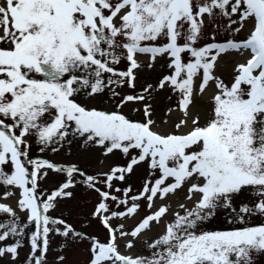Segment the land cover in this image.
Masks as SVG:
<instances>
[{"label": "snow or ice", "instance_id": "6c2138e0", "mask_svg": "<svg viewBox=\"0 0 264 264\" xmlns=\"http://www.w3.org/2000/svg\"><path fill=\"white\" fill-rule=\"evenodd\" d=\"M219 17L229 38L213 33L201 43L206 21ZM233 54L245 59L226 82L216 69ZM158 66L169 71L122 94ZM209 88L201 122L193 108ZM162 91L176 97L166 115L181 114L165 131L153 119ZM104 96L111 110L85 102ZM129 103L140 118L121 111ZM72 140L125 163L89 174L30 156L33 141L56 153ZM141 165L137 193L116 186ZM49 170L64 177L50 193L39 186ZM77 184L98 195L91 216L103 239L50 215ZM0 189V200L16 198V208L0 203V260L11 264H47L52 236L87 241L88 264H255L264 254V223H251L264 218V0H0ZM181 189L192 206L180 203L165 220V201ZM142 207L148 214L131 229L114 223ZM217 216L233 227L207 230ZM161 223L163 231L143 241L144 254L120 251V241L131 250Z\"/></svg>", "mask_w": 264, "mask_h": 264}, {"label": "rangeland", "instance_id": "374dc122", "mask_svg": "<svg viewBox=\"0 0 264 264\" xmlns=\"http://www.w3.org/2000/svg\"><path fill=\"white\" fill-rule=\"evenodd\" d=\"M226 24V20L222 17L216 18L214 21H206V26L203 32V39L201 43L209 42V37L215 33L217 41H224L229 38L228 32L224 29V25ZM216 25H221L220 28H216ZM248 29L247 26L244 30H242L237 36V39H243L247 36ZM240 55L233 54L231 56H225L220 64L217 67V74L222 75V77L227 82L229 77V68L234 63H239L243 61H239ZM237 61V62H236ZM234 66V65H233ZM169 70L166 66H158L152 71L147 69L143 70L139 73V79L137 81V87L135 90L128 89L125 87L122 90V94H135L138 92L143 85L146 83H151L156 80V77L159 76L162 72L167 73ZM213 94V93H212ZM211 94V95H212ZM210 95V97H211ZM156 99L153 101L155 111L153 114V119L157 121V124L160 125L158 130L165 131L168 130L170 125L173 122L178 121L181 118V114L179 112H172L170 115H166L167 109L169 107H173L176 105V97L171 94V92L162 91L160 93L155 94ZM171 96V99H169ZM210 97L205 99V105L209 107V99ZM88 103V106L98 107L103 110H111L113 108V101L108 97L104 96L103 98L97 97L95 100L85 101ZM139 107V105L129 103L124 106L121 111L128 115L129 118L135 120L140 118L141 113L133 111L134 108ZM167 119L168 124H164L163 121ZM203 122V116L202 121ZM31 140V138H29ZM30 156L32 158H43L53 162H56L61 165H70L77 164L82 170H85L89 174H98L108 170L111 165L114 164H123L125 163L124 158L121 154H117L115 156H111L108 158L102 157L100 155V150L98 148H85L82 146V140H72L71 143H65L62 148L56 153L51 152L50 150H45L44 152L39 151V146L33 141L32 147L30 151ZM102 161V162H101ZM108 161L106 164H104ZM146 177V169L143 165L138 166V168L134 171L132 175H130L124 183L116 182L117 187L126 188L131 185L133 193H137L143 184V181ZM64 179L63 175L48 171V175L39 182V186L41 191H45L50 193L53 189H55L60 182ZM103 179V177H101ZM103 189V185H99ZM2 191V189H0ZM68 191L72 192V196L70 198H65L63 200H59L56 208L50 213L53 217H62L68 222L72 223L77 227L78 230L84 231L88 235H96L100 236L101 239L104 237V230L99 225L98 221L92 219V212L94 211V206L98 201V195L84 187L81 184H77L74 188L68 189ZM182 192V194L186 195V190L181 189L178 190ZM1 195V194H0ZM15 198V196L13 197ZM8 199L0 200V203L9 204L11 207L13 205L7 201ZM171 205L170 212L168 216L165 217V220L172 219V211L180 210L178 205L180 203L186 204V202H180L179 204H175L177 202L176 199H172L169 197L167 201H165ZM142 205H146V202L142 201ZM161 201H156V206H159ZM186 204L188 207H191L193 202L189 201ZM16 204V198H15ZM16 208V207H13ZM148 214L146 207H142L139 210L138 215H136L132 219H126L124 221H114V223H124L128 229H131L134 224ZM17 215L21 217V220L24 219V214L17 212ZM251 223L253 225L264 223V218H252ZM239 227L240 225H235ZM164 225L161 226L159 232L154 236H145L140 239V246L136 249L135 252L126 253L129 250H125L123 245V241H121V250L124 251L123 254L136 256L139 254H144L146 252V247L143 244L144 240H151L156 237L163 231ZM233 225L226 223L225 218L223 216H217L214 221L208 226L207 230H222L231 228ZM66 243V247L61 250V245ZM88 242L87 241H67L58 236H52L50 238V247L47 253V264H88L90 259L89 251H88ZM29 249L27 247H23L20 250V262H23L26 254ZM59 256H64L65 259L62 262L58 261ZM0 264H11L10 257H4L0 260ZM255 264H264V254H261L257 259Z\"/></svg>", "mask_w": 264, "mask_h": 264}, {"label": "bare ground", "instance_id": "6f19581e", "mask_svg": "<svg viewBox=\"0 0 264 264\" xmlns=\"http://www.w3.org/2000/svg\"><path fill=\"white\" fill-rule=\"evenodd\" d=\"M243 59H244V57H240L239 58V61H243ZM237 62V61H236ZM235 63V62H234ZM232 64L231 66H230V68H229V70H228V72L229 73H231V71H232V68H233V65H235V64ZM217 71V70H216ZM213 93V89L212 88H209L207 91H206V93L204 94V96L203 97H197L196 98V104H197V107H195V108H193V111L194 112H196V111H199L200 113H201V115L203 116V112H204V110L207 108V106L205 105V99L206 98H208V97H210V95ZM108 161H106L104 164H106ZM2 192H3V189H2V191H0V194L2 195ZM171 197V200L172 199H176L177 200V202H175V204H179L180 202H186V200H185V195L184 194H182V192H177L175 195H172V196H170ZM8 202H10L12 205H13V207H16V204H15V198H13V197H11V198H8V200H7ZM187 202H189V201H187ZM186 202V204H188ZM163 225V223H161L159 226H157V225H155V224H153V226H152V230L151 231H149V232H146L144 235H142L141 237H140V239H142V238H144L145 236H154V235H156L158 232H159V230L161 229V226ZM140 239L139 240H137L136 242H135V247L133 248V249H131V250H129L128 252H126V253H128V254H130L129 252H135L136 251V249L140 246ZM121 242V241H120ZM120 251L122 252V253H124V251H122L121 249H120Z\"/></svg>", "mask_w": 264, "mask_h": 264}]
</instances>
